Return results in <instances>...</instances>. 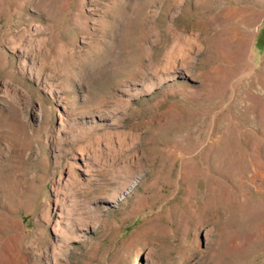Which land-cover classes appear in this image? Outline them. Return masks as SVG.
I'll return each instance as SVG.
<instances>
[{
	"label": "rangeland",
	"instance_id": "rangeland-1",
	"mask_svg": "<svg viewBox=\"0 0 264 264\" xmlns=\"http://www.w3.org/2000/svg\"><path fill=\"white\" fill-rule=\"evenodd\" d=\"M0 264H264V0H0Z\"/></svg>",
	"mask_w": 264,
	"mask_h": 264
},
{
	"label": "bare ground",
	"instance_id": "bare-ground-1",
	"mask_svg": "<svg viewBox=\"0 0 264 264\" xmlns=\"http://www.w3.org/2000/svg\"><path fill=\"white\" fill-rule=\"evenodd\" d=\"M241 16V15H240ZM242 17V16H241ZM218 38V37H217ZM44 240V239H43ZM39 241V240H38Z\"/></svg>",
	"mask_w": 264,
	"mask_h": 264
}]
</instances>
